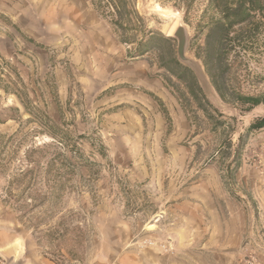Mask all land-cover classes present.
<instances>
[{
	"label": "rangeland",
	"instance_id": "374dc122",
	"mask_svg": "<svg viewBox=\"0 0 264 264\" xmlns=\"http://www.w3.org/2000/svg\"><path fill=\"white\" fill-rule=\"evenodd\" d=\"M209 1L134 0L129 45L93 0H0V264H264V106L215 90ZM245 39L228 86L264 95Z\"/></svg>",
	"mask_w": 264,
	"mask_h": 264
},
{
	"label": "trees",
	"instance_id": "16d2710c",
	"mask_svg": "<svg viewBox=\"0 0 264 264\" xmlns=\"http://www.w3.org/2000/svg\"><path fill=\"white\" fill-rule=\"evenodd\" d=\"M93 1L103 16L109 19L110 23L119 32H123V43L130 45L137 42L139 33L131 29V27L141 17L133 7L134 0ZM211 12L214 17L211 19L210 31L206 39L204 64L215 90L224 101L246 107V111L264 106V95H244L241 92L231 91L226 80V73L229 70L226 61L229 57V49L233 48L231 46L232 43H237L240 51H245L248 50V47L244 45L246 44L245 38L256 37L259 48L264 51V0H210L207 14ZM126 25H129V35L124 29ZM168 41H171V39ZM176 65L181 71V74L177 75V77L186 82L190 94L203 108L207 117L211 118L209 111L203 107L199 98V93L203 94V91L194 73L179 62H176ZM185 76L189 77L190 82L186 81ZM4 90L8 92V88ZM15 94L28 112V102L24 101L22 95ZM25 96L28 98V95ZM230 96L232 100L228 99ZM158 100L162 104L160 99ZM251 129H264V118L258 119Z\"/></svg>",
	"mask_w": 264,
	"mask_h": 264
},
{
	"label": "water",
	"instance_id": "95a60500",
	"mask_svg": "<svg viewBox=\"0 0 264 264\" xmlns=\"http://www.w3.org/2000/svg\"><path fill=\"white\" fill-rule=\"evenodd\" d=\"M174 37L178 40V57L183 63L192 65L193 62L187 58L186 52L188 47V34L184 27H178L174 33Z\"/></svg>",
	"mask_w": 264,
	"mask_h": 264
},
{
	"label": "bare ground",
	"instance_id": "6f19581e",
	"mask_svg": "<svg viewBox=\"0 0 264 264\" xmlns=\"http://www.w3.org/2000/svg\"><path fill=\"white\" fill-rule=\"evenodd\" d=\"M164 13H168V12L164 11ZM176 19L174 20V23L170 26V29H168V35L169 36H173L175 31H176V29L179 27L178 19L177 20Z\"/></svg>",
	"mask_w": 264,
	"mask_h": 264
},
{
	"label": "crops",
	"instance_id": "0c3cea01",
	"mask_svg": "<svg viewBox=\"0 0 264 264\" xmlns=\"http://www.w3.org/2000/svg\"><path fill=\"white\" fill-rule=\"evenodd\" d=\"M17 250V249H16ZM17 252H19V251H17Z\"/></svg>",
	"mask_w": 264,
	"mask_h": 264
}]
</instances>
